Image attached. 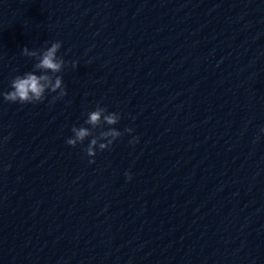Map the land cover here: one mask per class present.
Instances as JSON below:
<instances>
[{
  "label": "clouds",
  "instance_id": "clouds-1",
  "mask_svg": "<svg viewBox=\"0 0 264 264\" xmlns=\"http://www.w3.org/2000/svg\"><path fill=\"white\" fill-rule=\"evenodd\" d=\"M62 47L61 41H54L50 47L42 50L30 51L27 46L22 49V55L30 58H36L37 63L34 70L26 72L23 75L15 76L10 83L11 90L3 93L4 101L20 104H34L43 102L46 99V93H56L53 102L67 95L66 87L63 83L62 76L58 75L65 67V60L58 56V52ZM72 66L76 67L77 62L73 61ZM39 72L40 74H36ZM120 115L115 112H108L107 108L97 104L95 110L88 112L84 121L86 126H73L71 131L73 136L66 140L67 145L76 147L83 144L84 141L91 137L90 142L84 149L86 156L95 157L97 149L104 151L109 149L113 143L120 138L123 133L112 127L119 123ZM104 125H108L107 129ZM96 129H101L96 133ZM264 132V129H261ZM124 132L131 134L132 128L124 129ZM138 142V138L130 141V144ZM89 163H94L93 159ZM130 180L131 174L125 173Z\"/></svg>",
  "mask_w": 264,
  "mask_h": 264
}]
</instances>
